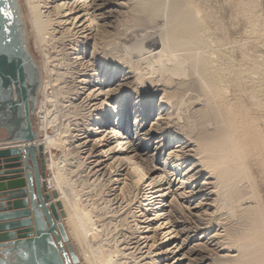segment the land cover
I'll use <instances>...</instances> for the list:
<instances>
[{"label": "bare ground", "instance_id": "1", "mask_svg": "<svg viewBox=\"0 0 264 264\" xmlns=\"http://www.w3.org/2000/svg\"><path fill=\"white\" fill-rule=\"evenodd\" d=\"M19 1H21V0H19ZM95 1L101 2L100 5L96 6L97 7L96 9H95V6L93 4ZM176 1L177 0H173L171 3L168 0H134V2H136L135 3V5H136L135 11L137 12V14H136L135 23L133 22V24L136 25V27H138V28L139 27L143 28L144 26L146 27L147 25L153 24L156 20L160 19V17H166L167 18L165 26H167L170 30L161 39L160 44L162 45V47H161V52H160L159 56L156 57L154 60L152 59V61H151L154 64V69H156V71H159V73H161L164 69L168 70L171 68H175L177 71L180 72V71H182V68H183L182 65H186L185 67L186 68L188 67L190 70V73H189L190 80L192 81V77L196 78L195 79L196 84L199 82L200 83L198 85L206 84L208 86V88L210 89V92H212L210 94H211V98H213L214 103H213V106H211L210 114H208L206 112L207 114L205 116H207L209 118H211L213 116L214 117L217 116V118H215V120H216L219 117L218 116L219 113L217 112L218 111L217 107L218 108L221 107L220 97L222 95V91H220V89H218L216 87V83H215V80L213 78V75H214L213 65H212L211 60L209 59V51H206L207 44L205 42L206 41L205 38H207V33L209 30H206L205 27H201V26H199V28L197 30H195L192 27V26H194L191 24L192 22H195V24H198V25L200 23L199 22L200 17H199L198 11L196 8L193 7V5H191V3H193L195 0H181V2L177 1V3H176ZM183 1L185 3H183ZM116 3H118V2H116ZM116 3L114 2V0H22V4H23L25 12H26V15H24L25 16L24 21H26L25 25L28 23L27 27L30 26V31L32 30L34 32V34L36 35L37 46L41 49L40 52H42V56H43V59L41 60L42 64L40 66L41 78H43V81L41 83L40 90L42 89L41 92H42V94H44V100L40 103L39 108H42V106H44L45 99H46V101L51 103V105H50L51 107L52 106L57 107L58 106L57 104H59L57 102H60V101L62 102L64 99L68 98L70 94L73 93L74 89L71 88V86L67 87L68 85L64 86V84L62 85L64 87L60 86L59 82L62 83L61 80L65 77V73H60L58 66L65 64L66 62L67 63L69 62L68 64L70 67V62H72L73 60H76L75 63H77L78 60L80 61L83 59L80 56L86 54L87 52H89L91 54V57H92V59L89 60L90 62H88V63H91V65L88 64V66H93L95 69H92V70H95L96 73L94 72V74H95L94 75V78H95L94 81L93 80L90 81V79L85 80V78H84V80L86 81V83L88 81V83L93 84L92 87L94 88V90L92 89L93 91L90 93L91 94L90 96L95 97L97 95V92L99 91L98 96H103L102 98H104V101L102 102V104L100 106H95L96 107L95 110L97 113L92 114L91 119H88L89 123L84 128L83 138L89 139L91 137H96L97 134H95L94 131L97 128L98 129L102 128L101 130H103L104 133H106V132L108 133L106 136L104 134L102 138H97V139L94 138L95 139L94 142L92 141L93 139L92 140L90 139L91 140L90 143H92L91 149H90V152H91L90 155H93L95 152H97L99 147L102 148L101 149V155L99 156L100 153H98V155L96 154L97 157H95V158H97V160H95V162L97 163V165H94V166L102 167L101 170L104 171L102 173L106 174V176H109V177L107 179L108 181L99 185V187H98L99 189L96 190L97 193L91 194L88 196L89 199H87V198L85 200L83 199V197H84V186L86 185V183H84V186L82 188L77 187L78 186L77 182H75L73 180V177H72V174L74 171L68 170V167L70 166L69 165V163H70L69 157L72 155H75L76 153L79 154L77 151H75L74 149H71V147H70V139L72 137L71 135L73 134V132H72L73 129H71L72 128L71 125H74V124H72L73 122H77L78 120H81L80 116H85L84 108H82L81 105L80 106L77 105L80 108H78L74 105L76 108L75 109L72 108L73 110L70 107L68 108V110L66 109V111H63L64 110L63 109L61 116H60V114H57V113H56V115L54 114V115L50 116V112L52 114V111H50L51 110L50 107L46 108L45 109L46 116L44 117V124L42 127H40L41 132L45 133V138L39 139V141H38L39 143H42L44 145L45 153L46 154L48 153L50 155L48 160H47L48 161L47 168L52 169L55 172V178L52 182H50L51 185H48L47 180L45 179L44 176L42 177V182L45 183L48 191H51V192L55 191L58 193V197L55 199V201L57 200V201L61 202L62 207L64 206V209L67 213V219L68 220L72 219V221H73L74 229L71 230L68 234L70 235L71 239H74V243H75L74 246L78 250L77 251L78 255L80 257H83L86 254H88L89 252L91 253L90 256H87L84 258L85 259L84 264H122L123 263V262L120 263L121 261H119V260H122L121 258L118 259L120 257L119 256L120 253H124V251L121 252L122 250H121V248H119L118 242L115 243L116 245L114 244L115 245L114 249L113 248L111 249V248H109V246L107 247L105 244H103V242H104V240L102 238L103 237V230H105L106 227H105V229L103 228V230H102V226H100V224H101V221L104 220L103 218L106 217V215H108V214H110L109 218H111V220H113L115 217L122 216V215H120V212L124 208L123 202L125 201L126 198L129 197V195L131 196V195L135 194L139 190V188L142 186L141 185L142 183L146 185V188H145L146 189V195H147L146 206L150 207L149 211H151L153 213V217L151 219L146 218V220L148 219V221H147V226L145 228L148 230L149 229L152 230L154 235H157V234H155V232L156 233L158 232L157 230L165 229L166 234L165 233L164 234L166 235V237H169L170 239L176 238L179 240L180 235L183 234L184 231L187 230V229H184L181 231H177V229H176V226L183 221V220H180V218H182V216L185 217L183 215V212H184L183 211L184 210L183 205L181 206L180 202H181V200H184L186 196L184 193L183 194L180 193L178 196L173 197L171 202H168L167 199L170 196L174 195L173 194L174 192L171 191V183H172L171 178H173V176L180 171V168L182 166H184L189 161L190 158H192V159L195 158L194 160H196L197 162L195 164L190 163V165H191L190 168H188L186 170V171H188V173L186 171L182 170V172L183 171L186 172L185 173L186 177L181 178V181H182L181 182V188H183L186 185L192 184L191 185V189H192L191 194L190 195L188 194L190 197H195L196 195H199V194L201 195V193L205 194L207 196L215 194L217 191L215 188H217V186H218L217 183H219V186H220L221 183L219 181H220V179L222 180L223 177H225L228 181H230V180L234 181L235 180L236 182H238V180L241 179L240 178L241 176L244 178L246 177L245 182L248 178V180H250V182H249L250 188L248 189V191L250 189H252V191L253 190L255 191V187L258 186V185H255L256 184L255 179L254 180L251 179V178H253V177H251V172H250L251 168L249 169L243 161V159H245L250 154V152L252 150L250 148V146L253 142L251 139L252 142H251V144H249L250 146L247 145L249 137H247L248 140H246V136H250L251 133H255V132H252V131L249 132L250 130H247L246 127H245L246 130L244 128H241L242 126L244 127L245 124L242 125V122H240L239 118H240L241 114L239 113L240 112L239 109H237L235 111L228 110L229 112L225 110L226 119H228V121H229L227 123H230V126H228L229 124L227 126H225L221 123V125L223 127H220V129H219L220 125L216 126L215 121H214L216 129H217V127H218V129L216 131L214 130V132L212 131L210 134H207L208 136L206 138L203 137V139H200V137H198V135H197L198 138H195L194 139L195 141H194L192 137L186 136L187 135L186 133H184V135H181V134H183V132H181L182 130H180V132H181L180 133L178 131L179 128L176 130V132L171 133L172 135H174V138H172L173 139L172 141H174V143H175V145L172 148H175V146H176V148H181V149L179 151H176V150L170 151V153L166 156L164 163H162L161 169L156 167V166L151 165L152 162L155 161L153 158L156 155V153H153L150 156H146L147 154L145 155V154L140 152L141 147L142 148L143 147H147V148L150 147L152 139H153V135L155 134V132H157L158 130L161 132V130L163 129L162 125L164 123L161 122L162 118H160V119H158L157 123H155L153 126H151L150 130L147 129V131L145 132V128L149 124L151 114L153 112L157 111V108H156L155 104L152 103V102H154L153 100L151 102V105L149 104L150 105L149 106L146 104V102L144 101L143 98L141 99V96L144 95L145 96L144 98H146V96H149L148 93L153 94V92H154V94L152 95V97H153V96H155V92H156V94L158 92H157V90H153V89L150 90V88H148V87H144V86H143V88L140 87L141 91L137 92L139 95L136 97V100H135L136 102L133 103V98H131V96L129 97V94H128V90H129L130 86L128 87L127 82L125 85L124 84L123 85L118 84V86L116 88L112 87L113 85L111 83L116 82L117 79L121 78L122 75L125 74V72H126L125 71L126 69H124L125 65L130 66V71L128 72V74H131L132 73L131 69L133 67V66H131V65H133L132 60H133V58H135V54L140 53L141 51H144V50L150 51V52L153 51L154 47H156L157 42L154 41L155 38L153 39V37H152V39H148V41H144V37H145L144 35L145 34H143L140 31H136L132 35L133 38L128 43L125 41V37L120 30L119 31L121 33L116 34L117 37H115L113 35L115 38L111 39V38L106 36V33H108V31L106 32V30L104 28L102 29V31L100 29H98L97 25H98V21H100V17H99V15H97L95 13L97 11H101L102 12L101 16L105 17V19H106L107 17H109L112 14V12L110 14V12L105 13L103 11L108 6H110L111 4H116ZM50 4L52 6H50ZM135 5L133 6V8L135 7ZM103 17H102V19H103ZM27 27H26V31H27ZM148 27H150V26H148ZM126 30H127V28H126ZM96 31H97L98 35L95 33V35H96L95 36L94 32H96ZM195 33H197V34L195 35ZM29 36H30V33L28 34V32H27L28 42H29ZM208 36H209V34H208ZM93 38H95L94 44L91 45V44H89V41ZM69 44H70V46L72 45L71 47L70 46L69 47L72 48L75 52H77V53H73L76 55L75 58L71 57V52L67 53L68 52L67 51V49H68L67 45H69ZM53 53H55V55H53ZM219 53L223 57H228L227 51H223V49L221 52L219 51ZM137 56L138 55H136V57ZM58 57H59V59H58ZM55 58H57V60ZM168 62L173 63V65H170L169 68L167 66ZM71 64H73V63H71ZM248 64L249 65H246L247 68H246V66H243L246 70L243 71L244 69L243 70L241 69V71L251 84L250 88L252 89L251 93H253L254 102L256 103L257 106L262 107V105L264 103V61L262 63H260L257 60L253 61V59H252V60H250V62ZM184 70H186V69H184ZM54 73H55V78L53 79L54 82L47 81L48 75H54ZM253 74L257 75V77ZM252 75L255 76L256 79ZM84 76L86 77V74ZM190 80L188 82H190ZM245 81H246V79H245ZM140 83L142 84V82H140ZM148 84H150V83H148ZM179 84L182 87V85L184 83L183 84L179 83ZM185 84H186V81H185ZM240 84H241V82H240ZM49 85H51V89H53V90H51L52 93L50 95L47 94V92H46L47 87ZM86 85H89V84H86ZM191 85H190V87H191ZM107 86H108V89L106 88ZM135 86H136V84H135ZM157 86H158V84H157ZM199 88H201V87L199 86ZM122 89H126V90L122 91ZM181 92H182V90H181ZM164 94H163V96H164ZM115 96L121 97L120 101L116 105L112 104L110 102V100H112ZM162 98H164V99H161L162 100L161 102L163 104L159 107V110L162 111V113H164L167 109L164 108V110H163V106L165 104H167L168 102L171 103L172 101H176L177 98H176V96L168 95V94ZM203 98H202V100H203ZM210 101H212V100H210ZM124 104L128 105V107L130 105L129 108H130V110H132V111H130V115L134 114V122L132 123V125H131V123L129 125L128 121L125 122V120L123 118V116H124L123 110H125V108H123ZM82 106L84 107L85 105H82ZM86 106H85V108H86ZM140 107H142V108H140ZM89 109H90V107H89ZM95 110H94V112H95ZM209 110H210V108H209ZM115 113L117 114V116H116L117 118H115ZM39 114H40V112H39ZM86 114H87V111H86ZM167 115L170 116L168 119L172 118L170 112H168ZM73 118H75V120H73ZM64 120H66V121H64ZM220 120L221 119H218L219 122H221ZM62 121L64 123L61 126L62 123L60 124V122H62ZM170 121H171V119H170ZM211 121H213V119ZM218 121H216V123ZM219 122H218V124H219ZM167 123L169 124V121ZM214 124H212V126ZM78 126H79L78 123H75V127H78ZM167 127H169V126L167 125ZM167 127H165V128L167 129ZM50 128L54 129V133L51 135L49 134ZM211 129H212V127H211ZM242 129H244L245 131H248L250 133V135L249 134L247 135L245 133V131H243ZM81 130H83V129L80 128V129L76 130V132L77 131L79 132ZM125 130H126V132H125ZM253 131H255V130H253ZM127 132L132 133V134L134 132V136L126 137V135L128 134ZM180 135L184 136V137L182 138V137H180ZM148 137H150V138H148ZM251 137H253V136H251ZM138 138H141V139H140V142L138 144H136V141ZM163 139L161 142H163ZM259 139L260 138H257L255 140L258 141ZM110 140H112V141L116 140V142H118V146L110 147L108 150H105V144L107 142H110ZM255 140H254V142H255ZM24 144H25L24 142H20V143L19 142H17V143L0 142V148H6L8 146H10V147L11 146L12 147H14V146L24 147ZM170 144L165 143L163 145L168 146ZM192 144H196L197 148L196 149L191 148V149L187 150L190 146H192ZM83 145H85V143H83L82 146ZM253 145H254V143L251 146L252 148H253ZM161 146H162V144H161ZM156 149H158V148H156ZM255 149L256 148H254L253 150L255 151ZM54 150H60L62 152V156L59 158L54 157ZM109 151L113 153V156L111 158L115 159L116 162L111 163V164L108 163L104 166L106 161L101 160V157H105V156L108 157ZM254 151H252L251 154ZM257 151L260 152L259 149ZM263 152H264V150H263ZM251 154H250V156H251ZM92 157H94V156H92ZM243 157H245V158H243ZM175 158H176V161H178L177 162L178 164H176V162L174 161ZM183 158L184 159L187 158V160L183 161L184 160ZM261 158H263V157H261ZM251 160H250V162H251ZM179 161H182V162L179 163ZM127 163H129L132 166V169H133L132 171L131 170L127 171V168L123 169V166H125ZM77 165H78L77 168L81 167L82 161L79 160V163ZM167 165H168V167L171 168L170 170H175L176 172L171 173L168 168L166 169ZM140 167H142V169H140ZM253 170H255V169H253ZM158 171H161L163 174L162 173H161L162 175L158 174L157 177H153V178L148 177L145 180V178L148 175L153 174V173L158 172ZM123 172H124L123 175H118V174L123 173ZM207 172L209 173L207 180L204 179L200 183V185L197 184V186L194 187L199 176H201V175L204 176V174ZM114 173H115V175H113ZM120 176L124 177L123 181H122L123 186L121 185L120 179L118 178ZM114 177H116V178L114 179ZM225 178L223 179L224 181H226ZM213 179H216L218 182L213 181ZM209 180H212V182H210ZM233 181L230 183L232 184ZM235 183H233L234 185L232 187L238 186L240 184L239 183V184L235 185ZM242 184H244V182H242ZM242 184H240V185H242ZM240 185H239V188H240ZM243 187H245V186H243ZM247 188H245V189H247ZM235 189H236V191H234L235 193L233 192L234 194L237 193L238 188H235ZM220 190H221V188H220ZM220 190H218V192H220ZM108 191L110 193H112V195L115 196V198L113 197L114 199H107L106 198L105 193ZM241 191H243V188L241 190L240 189L238 190V193L239 192L240 193H239V195H237V196H239L236 198L237 200H238V198L244 196L243 192H241ZM252 191L249 192V193H251V195H252ZM136 194H138V193H136ZM244 194H248V193H244ZM253 195L256 196V193L255 194L253 193ZM98 196H99V199H95V197H98ZM100 196H101V198H100ZM109 196H110V194H109ZM255 196L253 198H255ZM260 196H262V195H260ZM246 197H249V196L247 195ZM103 198L105 199V202H103V204L105 206L100 208L99 202L101 200H104ZM129 198H131V197H129ZM115 199L116 200L118 199V202L121 203L120 207H119L120 209L119 210L113 209L111 211L112 205H113L112 203ZM204 199L207 200L208 198H204ZM251 199H250V201H251ZM255 199H257V198H255ZM255 199H253L254 203L255 202L259 203L257 201L259 199L261 200V198H259V197H258L257 201ZM132 201H133V199H132ZM132 201L130 199H128V202L131 203ZM125 202H124V204H126ZM142 202L145 203V200ZM260 203L256 204V205L260 206ZM241 204H243V202ZM251 204H252V202H251ZM236 205L238 207V204H236ZM248 205L247 206L245 205V207L250 208L249 207L250 205L249 206ZM254 205L255 204L252 205L253 208H254ZM126 206H128V205H126ZM165 207L166 208L172 207V211H169V212L165 211L166 210ZM197 207L198 206H196V208ZM256 207H258V206H256ZM114 208H116V207H114ZM248 208H246V209H248ZM259 208H261V207H259ZM251 209L252 208H250V210ZM262 209H264L263 206H262ZM262 209H261V212H264V211H262ZM141 210H144V209H141ZM186 210H188V209H186ZM240 210H241V208H240ZM247 211H249V210H247ZM247 211H246V213H247ZM258 211H257V214L256 213L255 214L259 216V214H261L260 209ZM251 212H254V210H252ZM144 213H145V211H144ZM147 215L148 214L146 212L145 216L148 217ZM262 215H261V218L258 217L257 219L251 218V216L249 217V218L253 219V223L251 220H250L251 221L250 223L254 224V225H252L249 223L250 226L251 225L253 226V229L250 228V229H252L251 233L246 231L249 234L248 235L249 238H247L248 236L245 235L246 233L245 234L243 233L244 235H242L245 240L242 239L243 237L241 235H239L242 237V238L238 237L239 241L241 238V243H240L239 241L237 242L238 238L236 239V237H234L236 239L237 244L238 243L243 244L242 240H244V244H245L246 240L250 241V242L247 241V243L248 242H249V244L251 243L250 247L251 246L252 247L249 248L248 247L249 244L247 245V243H246L247 246L246 245L245 246L247 248L246 249L247 251L243 250L245 248H243L241 246L239 249L238 245H240V244L234 245V243H233L230 245V243H231L230 239H229L230 243H229V241H228V243L225 241H224L225 243H223V245L225 246V248L224 247L223 248L227 249V251L235 250L233 245L235 247L238 246L237 248H238L240 255L242 254L241 256H244V259L242 258V260H241L243 263L240 261V264H264V216L262 217ZM187 219H189V220H187V222L188 221L190 222L191 219H195V215L193 216V214H192V218L188 217ZM115 220H116V218H115ZM154 220L159 222V225L157 227H153L154 225L152 222ZM126 221H127V218H125V219L123 218L120 220V222H122V225L125 224ZM136 221H138V220H136ZM106 224H108V223L106 222ZM69 225H71V223ZM138 225H139V223H137V224L135 223L134 226L133 225L130 226L131 230L133 228L135 229V230L133 229L134 232L136 230H138V229H136V228L140 227ZM168 225H170V226L167 227ZM116 227H117V224H116ZM141 228L142 227H140V230H141ZM198 228H200V227H198ZM250 229L248 228V230H250ZM105 231H104V233H105ZM112 232H115V231L113 230ZM141 232H139V233L142 235ZM106 233L108 234V232H106ZM108 237L109 236L107 235V238ZM143 237L146 239L145 236H143ZM157 237L158 236L152 237L153 239H151V240H153V242H152V245L149 248V250H151L153 248V246H155V243L157 241L155 239ZM214 237H216V236H214ZM133 238H134V236L132 237V239ZM135 239H136V237H135ZM138 239L140 240V237ZM235 239H233L232 241H234ZM105 240H106V238H105ZM192 240H193L192 236L188 237L187 239H184L183 242L176 244L173 249H169V250L173 251V252H177L180 249L182 251V250H184L183 249L184 246L189 244V242ZM107 241H108V239H107ZM132 241H135V240H132ZM221 245H222V243H221ZM99 246H100V248H97ZM143 248H145V247H143ZM196 248L198 249V247H196ZM197 249L194 250V252L198 251ZM135 250H137V249H135ZM133 252H135V251H133ZM161 252L164 253V251H161ZM244 252H245V254H244ZM135 253H137V251ZM192 253H193V251H192ZM124 255H126V254L124 253ZM158 255H160V253H158ZM245 255H247V256H245ZM132 256H134V254ZM206 259H208V257L204 255L202 258H199V261H197V264L201 263L202 261H205ZM150 260H151V262H149V264H155L156 263V259L152 258Z\"/></svg>", "mask_w": 264, "mask_h": 264}, {"label": "rangeland", "instance_id": "2", "mask_svg": "<svg viewBox=\"0 0 264 264\" xmlns=\"http://www.w3.org/2000/svg\"><path fill=\"white\" fill-rule=\"evenodd\" d=\"M168 1L172 3L173 0H168ZM177 1L181 2V0H177ZM177 1H176V3H177ZM114 2L115 3L118 2L119 4L118 3L111 4L110 6H108L103 11L105 13L110 12V14L112 12V14L111 15L109 14L110 16L107 17L106 19H105V17L101 16V13H102L101 11H97L95 13V14L99 15V17H100V21H98V25H97L98 29H100L102 31V29L104 28L106 30V32L108 31V33L105 32L106 36L111 38V39H114L115 37H117L116 34H119L122 32L124 37H125V41L128 43L131 41V39L133 38L132 35L136 31H140L143 34H145L144 35L145 36L144 41H148V39H152V37H153V39L155 38L154 41L157 42L156 47H154L153 51L150 52V51L144 50V51H141L140 53L135 54V58H133V60H132L133 65H131V66H133V67L131 69V71H132L131 74H128V72L130 71V66L125 65L124 66V69H126L125 74H123L121 78L117 79L116 82L111 83L113 85L112 87L116 88L118 86V84H120V85L124 84L125 85L127 82L128 87L130 86L129 90L127 89L128 94H129V97L131 96V98H133V103L136 102L135 101L136 97L139 95L137 92H140L141 88H143V86L150 88V90H152V89L157 90V92H158L157 94L155 92V96H153V97H152V95L154 94V92H153V94L148 93V95L150 97L146 96V98H144L145 97L144 95L141 96V99L143 98L147 105H149V104L151 105V102L153 100L154 102H152V103L155 104V106L157 108V111H155L151 114V118L149 120L148 126L145 128V132L147 131V129L150 130L151 126H153L155 123H157L158 119H160V118H162V120H163V121L161 120V122L164 123L162 125L163 129L161 130V132L159 130L157 132H155V134L153 135V139H152L150 147H148V148L147 147H143V148L141 147L140 152L145 154V155L147 154L146 156H150L153 153H156V155L153 158L155 161L152 162L151 165L156 166V167L161 169L162 163H164L166 156L170 153V151H172V150L179 151L181 149V148H176V146H175V148H172L175 145V143H174V141H172L173 140L172 138H174V135H172L171 133L176 132V130L179 128L178 131L180 132V130H182L181 132H183V134H181V135H184V133H186L187 135L186 134L185 135L192 137L193 140L195 138H198V137H200V139H203V137L206 138L208 136L207 134H210L212 131L214 132V130L216 131L218 129V127L216 129L215 124H216V126L220 125L219 129H220V127H223L221 125V123L225 126H227L228 124H229L228 126H230V123H227L229 121H228V119H226L225 110L226 111H228V110L235 111V110L239 109V111H240L239 113L241 114L240 118H239L240 122H242V125L245 124L244 127L242 126L241 128L245 129V127H246L247 130H250L249 132H251V131L255 132V133H251V135H250V133L248 131H245L246 129L245 130L242 129L243 131H245V133L247 135L248 134L250 135V136H246V140H248L247 137H249L247 145L251 144V142L253 141L252 142V144L254 143L253 148L251 147L252 144H251V146L249 145L250 148L252 149V150L250 149L251 152L254 151L253 150L254 148H256L257 150L258 149L260 150V152H259L255 149V151L252 154L250 152L251 156L249 154L246 158L243 157V158H245V159H243L245 165H247V167L249 169L251 168L250 169L251 177H253L251 179L252 180L255 179V181H256L255 185H258L259 187L256 186L255 191L254 190L252 191V189H250L248 191V189L250 188V185H249L250 180H248V178H247L248 181L246 180V182H245L246 177L244 178L241 176L240 177L241 179H239L240 181L238 180V182H236L234 180L236 182L235 183L233 180L228 181L225 177H223V179L225 178L226 181H224L223 179L222 180L220 179L219 182L221 184L219 186V183H217L218 186H217V188H215L217 190L215 194L207 196V195L201 193V195L199 194V195H196L195 197H190L189 195L191 194V190H192L191 185L192 184L186 185L183 188H181V182H182L181 178L186 177L185 173L186 172L188 173V171H186V170L188 168H190V166H191L190 163L195 164L197 162L196 160H194L195 158H193V159L190 158L189 161L184 166H182L180 168L181 172L179 171L177 174H175L173 176V178H171V182L173 183V184L171 183V191H173L174 192L173 194L174 195L176 194V195L170 196L167 199L168 202H171L173 197L178 196L180 193L181 194L184 193L186 196L185 199L181 200V202H180L181 206L183 205V209H184L183 215L185 217L182 216V218H180V220H183V221L176 226V229H177V231H181L184 229H187V230L184 231V233L180 235L179 240L176 238L170 239L169 237H166V235H165L166 230L165 229L157 230L158 232L157 233L155 232V234H157V235H154L152 230H150V229L148 230L145 228L147 226L148 219H151L153 217V213L151 211H149L150 207L146 206V204H147V201H146L147 195H146V189H145L146 185L142 183L141 184L142 186L138 190L139 192L138 191L136 192L138 194L135 193L131 196L129 195V197H131V198L133 197L132 198L133 201L131 198L128 197L125 199L126 202L124 201L126 204H124V202H123L124 208L120 212V215H122V216L117 215L118 217H115L116 220H115V218L113 220H111V218H109L110 214H108V215H106V217L103 218L104 220L101 221L100 226H102V230H103V228L105 229V227H106V229H105L106 231L103 230V237H102L104 240L103 244H105L107 247L109 246V248H111V249L112 248L114 249L115 245H116L115 243L118 242V244H119L118 246L122 250L121 252L124 251V253L126 254V255H124V253H120V255H119L120 257L118 259H120V258L122 259V260H119V261H121L120 263L123 262L122 264H149V262H151L150 259H152V258L156 259L155 264H194V263L197 264V261H199V258H202L204 255L207 256L208 259H206L205 261H202L201 263H198V264H238V263L240 264V261L242 260V258L244 259V256H241L242 254L240 255L237 247L239 246V249H240V246H241V247L245 248L243 250H246L247 249L246 246L250 242L249 240H246L245 244H244L245 239L242 235H244L246 233L245 235L248 236L249 234L247 232H250V233L252 232V229H253L252 225H254V224H252L253 219H251V218H254V219H257L258 217L261 218V215L264 213V212H261L262 206L264 208V152H263V150H264V107H263L264 103H263L262 107L256 105V103L254 102V99H253V93H251L252 92V89L250 88L251 84L241 71V69L242 70L244 69L243 71L246 70L243 66L249 65L248 63L252 59H253V61L257 60L260 63H262L264 61V0H195L193 3H191V5H193V7L197 9L199 17H200L199 25L195 24V22H192L191 24L194 25L192 27L195 30H197L199 28V26H201V27H205L206 30L210 31V32L208 31L207 38H205V40H206L205 42L207 44L206 51H209V59L211 60L212 65H213V69H214L213 70V73H214L213 78L215 80L216 87L218 89H220V91H222V95L220 97L221 107L220 108L217 107V109H218L217 112L219 113V114L217 113L219 116L218 119H221L220 120L221 122H219L218 119L215 120V118H217V116L211 117L213 119V121H211L212 120L211 118L205 116L207 113L210 114L211 106H213V103H214L213 98H211V94H210L212 92H210V89L208 88V86L206 84L198 85L200 82L196 84V82H195L196 78L192 77V81L190 80V77H189L190 70L188 67L187 68L185 67L186 65H182L183 68H182V71H180V72L177 71L175 68H171L168 70L164 69L161 73H159V71H156V69H154V64L151 61H152V59L154 60L156 57L159 56V54L161 52V47H162V45L160 44L161 39L170 30L167 26H165L167 18L166 17H160V19L156 20L153 24L147 25L146 27L144 26L145 28L144 27L138 28V27H136V25L133 24V22L135 23L136 14H137V12L135 11V9H136L135 3L136 2H134V0H119V1L114 0ZM183 3H185V2L183 1ZM20 4L22 7L23 16H24V15H26V12H25L24 6L22 4V0L20 1ZM51 4H50V6H52ZM93 4H94L95 9H96L97 8L96 6L100 5L101 2L95 1ZM134 5H135V7L133 8ZM102 17H103V19H102ZM24 20H25V16H24ZM25 23H26V21H25ZM27 25H28V23L26 24V27H27ZM148 26H150V27H148ZM126 28H127V30H126ZM27 32H28V34L30 33V36H31V37L29 36V47H30L32 53L34 54L35 58L39 62V65L41 66V64H42L41 60L43 59V56H42V52H40L41 49L37 46L36 35L34 34V32L32 30L30 31V26L27 27ZM95 33L97 34V31L94 32V35H95ZM196 34L197 33H195V35ZM208 34L210 37L208 36ZM94 39L95 38L91 39L89 41V44H91V45L94 44ZM67 46H68L67 47L68 48L67 53L71 52V57L75 58L76 55L73 53H77V52H75L72 48H70L72 45L70 46V44H69ZM222 49H223V51H227L228 57H223L219 53V51L221 52ZM53 55H55V53H53ZM136 55H138V56L136 57ZM80 57H82L83 59L80 61L78 60L77 63H75L76 60H73L72 62H70V67L68 64L69 62L68 63L66 62L65 64L58 66L59 72L65 73V77L61 80L62 83L59 82L60 86H62L63 84H64V86L68 85L67 87L71 86V88L74 89L73 93L70 94L69 97L64 99L62 102L61 101L57 102V103H59V104H57L58 105L57 107H54V106L51 107L50 106L51 103H49L45 99L44 106H42V108H39L40 103L44 100V94H42V92H41L42 89H41L40 93H39V100H38L37 108H36V111L34 114V124H35V127L39 133V139H44L45 133L41 132L40 127H42L44 124V117L46 116V112H45L46 108L50 107V109H51L50 111H52V114L50 112V116H52L54 114L56 115V113L60 114V116H61V113L63 111H66V109L68 110L69 107L71 109L72 108L75 109L76 107L81 105V107L84 108V113H85L86 117L80 116L81 120H78L77 122H73L72 124H74V125H71V127H72L71 129H73L72 130L73 134L71 135L72 137L70 139V147H71V149H74L75 151H77L79 154L76 153L75 155H72L69 157L70 158V163H69L70 166L68 167V170L74 171L72 174V177H73V180L75 182H77V185H78L77 187L82 188L84 186V183H86V185L84 186V197H83V199L85 200L86 198L89 199L88 198L89 195L97 193L96 190L99 189L98 187L100 184H103L106 181H108L107 179L109 176H106V174L102 173V172H104L101 170L102 167L94 166V165H97V163L95 162V160H97V158H95V157H97L98 153H100L99 156L101 155V149L102 148L99 147L98 148L99 152L97 151L93 155H90V153H91L90 149H91V144H92V143H90L91 140L93 139L92 141L94 142L95 139L102 138L104 134L106 136L108 133L107 132L104 133L103 130H101L102 128L101 129L97 128L94 131L95 134H97L96 137H91L89 139L83 138L84 128L89 123L88 119H91L92 114L97 113L95 110L96 109L95 106H100L102 104V102L104 101V98H102L103 96H98L99 91L97 92V95L95 97L90 96L91 95L90 93L94 90V88L92 87L93 84L88 83V81L86 83L85 80L90 79V81H92V80L94 81L95 80L94 72L96 73V71L92 70V69H95L93 66H88V64L91 65V63H88V62H90L89 60L92 59L91 54L89 52H87L86 54H84ZM55 59L57 60V58H55ZM58 59H59V57H58ZM71 63H73V64H71ZM170 65H173V63L168 62V65H167L168 68ZM246 68H247V66H246ZM184 69H186V70H184ZM85 74H86V77L84 76ZM253 75H255V74H253ZM255 76L257 77V75H255ZM255 76H253V77L256 79ZM54 78H55V73H54V75H48L47 81L54 82V80H53ZM84 78H85V80H84ZM188 79L190 80L191 83L188 82L189 81ZM245 79H246V81H245ZM42 81H43V78H42ZM185 81H186V84H185ZM140 82H142V84ZM240 82H241V84H240ZM148 83H150V84H148ZM179 83L183 84L182 87ZM86 84H89V85H86ZM135 84H136V86H135ZM157 84H158V86H157ZM190 85H191V87H190ZM202 85L203 86L205 85V86L203 87ZM64 86H62V87H64ZM199 86L201 88H199ZM106 88L108 89V86ZM51 90H53V89H51V85H49L47 87V91H46L47 94L50 95L52 93ZM125 90L126 89H122V91H125ZM181 90L183 93L181 92ZM163 94H164V96H163ZM167 94L176 96L177 99H176V101H172L171 103L168 102L167 104H165L163 106V110H164V108L167 110L164 113H162V111L159 110V107L163 104L161 102L162 101L161 99H164L162 97H165ZM202 98H203V100H202ZM120 99H121L120 96L119 97L115 96L112 100H110V102L112 104L116 105L120 101ZM210 100H212V101H210ZM82 105H85V106L87 105L88 107L86 106V108H85V106L83 107ZM89 107H90V109H89ZM129 107H130V105H129ZM129 107H128V105L124 104L123 108H125V110H123V114H124L123 118H124L125 122L128 121L129 125H130V123L132 125V123L134 122V114L130 115V111H132V110H130ZM78 108H80V107H78ZM140 108H142V107H140ZM209 108H210V110H209ZM94 110H95V112H94ZM86 111H87L88 115L86 114ZM39 112H40V114H39ZM168 112L171 113V116H172V118H170L171 121H170V119H168L170 117L167 115ZM116 116H117V114L115 113V118H117ZM73 120H75V118H73ZM64 121H66V120H64ZM168 121H169V124L167 123ZM214 121H215V124H214ZM216 121H218L219 124H218V122L216 123ZM63 123H64L63 121L60 122L61 126L63 125ZM75 123H78L79 126L75 127ZM212 124H214V125L212 126ZM167 125L170 128L167 127ZM165 127H167L168 130ZM211 127H212V129L214 127L215 128L212 130ZM77 128L78 129L81 128L83 130L76 132V130H78ZM253 130H255V131H253ZM125 132H126V130H125ZM53 133H54V129L50 128L49 134L51 135ZM181 135H180V137L183 138L184 136H181ZM197 135H198V137H197ZM5 136H6V132H5ZM130 136L131 137L134 136V132H133V134L128 133L126 135V137H130ZM251 136H253V137H251ZM256 137L260 138V139L257 141V140H255V139H257ZM148 138H150V137H148ZM140 139L141 138L137 139L136 144H138L140 142ZM162 139H163V142H161ZM251 139H252V141H251ZM254 140H255V142H254ZM0 142H1V140H0ZM83 143H85V145L82 146ZM165 143H169V144L171 143V144L168 146H165V145H163ZM161 144H162V146H161ZM115 146H118V142H116V140H113V141L110 140V142H107L105 144V150H108L110 147H115ZM156 148H158V149H156ZM191 148L196 149L197 148L196 144H192V146H190L187 150H189ZM108 155H109L108 157H106V156L101 157V160L106 161L104 166L108 163L111 164V163L116 162L115 159L111 158L113 156L112 152L109 151ZM49 156L50 155L48 153L47 154L45 153V161L48 160ZM61 156H62V152L60 150H54V157L59 158ZM92 156H94V157H92ZM261 157H263V158H261ZM79 160L82 161V166L77 168L78 167L77 164L79 163ZM186 160H187V158H185L183 161H186ZM250 160L252 163L250 162ZM174 161L176 162V164H178L177 163L178 161H176V158L174 159ZM181 162L182 161H179V163H181ZM47 165H48V161L45 162V166H46V168L44 170L45 179L47 180L48 185H51L50 182H52L54 180L55 172L52 169H48ZM125 168H127V171L133 170L132 166L129 163H127L125 166H123V169H125ZM167 168L169 170L171 169L170 167H168V165L166 166V169ZM140 169H142V167H140ZM253 169H255V170H253ZM182 170H184L186 172H184V171L182 172ZM170 172L173 173L176 171L170 170ZM161 173H162L161 171H158V172H155L153 174H150L145 178V180L148 177L149 178L150 177L151 178L157 177L158 174L162 175L163 173L162 174ZM123 174H124V172L120 173L118 175H123ZM113 175H115V173ZM208 176H209L208 172L205 173L204 176L203 175L199 176L194 187H196L197 184L200 185V183L204 179L207 180ZM115 178L116 177H114V179ZM118 178L120 179V183L123 186L122 181H123L124 177L120 176ZM209 181L212 182V180H209ZM213 181H217V180L213 179ZM232 181H233V183H235V185H237L239 183L242 184V182H244V184H242V185L239 184L240 188H239V185L232 187L234 185L233 183L232 184L230 183ZM243 186H245V187H243ZM219 187L221 188V190ZM233 188L234 189L238 188V190L239 189L241 190L243 188V191H241V192H243L244 196H242V195L241 196L244 199L242 197H240L241 199L238 198V200H237L236 198L239 197L237 195H239L240 192L238 193V190H237V193L234 194L235 193L234 191H236V189L234 190ZM245 188H247V189H245ZM218 190H220V192H218ZM250 191H252V195H251V193H249ZM49 192H51V191H49ZM108 192H106L107 194L105 193L106 198L107 199H114L115 196L112 195V193H110V192L108 193ZM244 193H248V194H244ZM253 193L254 194L256 193V196L253 195ZM109 194H110V196H109ZM247 195L249 197H246ZM260 195H262V196H260ZM101 196H100V198H101ZM254 196L257 199H258V197L261 198L262 201L260 199H259L260 201L259 200L257 201V199L253 198ZM57 197H58V193H57L56 198ZM56 198H53V199L55 200ZM204 198H208V199L205 200ZM95 199H99V196L95 197ZM128 199H130L132 202L131 203L128 202ZM250 199H251V201H250ZM253 199H255L259 203L260 202L261 203L263 202V203L262 204L260 203V206L256 205L259 203H256V202L254 203ZM144 200H145V203L142 202ZM241 201L243 202V204H241L242 203ZM103 202H105V199L101 200L99 202L100 208L105 206L103 204ZM251 202H252V204H251ZM112 204L113 205H112L111 211L113 209H117V210L120 209L119 207H120L121 203L118 202V199L117 200L115 199ZM236 204H238V207ZM248 204L249 205L251 204V205L249 206ZM253 204H255L254 208L252 206ZM126 205H128V206H126ZM245 205L246 206L248 205L252 209L250 210V208L245 207ZM196 206H198V207L196 208ZM256 206H258V207H256ZM114 207H116V208H114ZM259 207H261V208H259ZM185 208L188 210H186ZM240 208H241V210H240ZM246 208H248V209H246ZM258 208L260 209V213H261V214L258 213L259 216L256 215L257 211L259 210ZM141 209H144V210H141ZM165 209H166L165 211H167V212L172 211V207H169V208L165 207ZM247 210H249V211H247ZM252 210H254V212H251ZM62 211H63V214H62ZM144 211H145V213L147 212L148 217L145 216ZM246 211H247V213H246ZM262 211H264V209H262ZM58 212L60 214V223L63 225L64 230L67 234V238H68L67 244L69 245L70 252L77 258V261H78L75 264H84V262H85L84 258L87 256H90L91 253L89 252L88 254H86L83 257H80L78 255V252H77L78 250L74 246V244H75L74 239H71L70 235L68 234L71 230L74 229L73 221H72V219H69V220L67 219V213L64 209V206L61 209H58ZM192 214H193V216L195 215V219H191L190 222L189 221L187 222V220L190 219V218L189 219H187V218L188 217L192 218ZM250 216H251V218H249ZM263 216H264V214L262 215V217ZM123 218L124 219L127 218L126 223L123 224L124 226L122 225V222H120V220ZM146 218H148V219L146 220ZM136 220H138V221H136ZM250 220L252 221V223H250L251 222ZM106 222L108 224H106ZM70 223H71V225H69ZM115 223L117 224V227H116ZM135 223L136 224L139 223L138 226L142 227L141 230H140V227L136 228L138 230H136L135 232H134V230H135L134 228H133L134 230L133 229L131 230L130 226H132V225L134 226ZM152 223L154 225V226L152 225L153 227H157L159 225V222H157L156 220H154ZM249 223L252 225L250 226ZM169 226L170 225H168L167 227H169ZM197 226L200 228H198ZM247 227L249 229L250 228H252V229L248 230ZM113 230L116 233L112 232ZM104 231H105V233L108 232V234L107 233L105 234ZM138 231L139 232L142 231L141 232L142 235ZM107 235L109 236L108 238H107ZM152 235L158 236V237L155 239V240H157L155 243V246H153V248L151 250H149V248L151 247L152 242H153V240H151V239H153ZM239 235H241L243 238ZM133 236H134V238L132 239ZM143 236H145L146 239ZM191 236L193 237V240L190 241L189 244L184 246V248H183L184 250L181 251L179 249L177 252H173V251L169 250V249H173L176 244L183 242L184 239H187L188 237H191ZM214 236H216V237H214ZM135 237H136V239H135ZM139 237H140V240L138 239ZM234 237H236V239L238 237H241L242 239H244V240H242L243 241L242 243L244 245L240 244L241 238H240V241H239V238L237 240V242L238 241L240 242V243H238L240 245H238L236 242V239ZM105 238H106V240H105ZM247 238H249V236ZM107 239H108V241H107ZM229 239L231 240V243H230ZM233 239H235V240L232 241ZM132 240H135V241H132ZM224 241L227 243L229 241L230 245L234 243V245H238V246L235 247L233 245L235 250L227 251V249H224L225 248V246L223 245V243H225ZM247 241H249V242L247 243ZM221 243H222V245H221ZM246 243H247V245H246ZM250 244L248 245L249 248L252 247V246L250 247ZM195 246L198 247V249ZM143 247H145V248H143ZM97 248H100V246ZM135 249H137V250H135ZM193 249L194 250L197 249L199 252L198 251L194 252ZM133 251H135V252L137 251V253H135ZM161 251H164V253H162ZM192 251H193V253H192ZM158 253H160V255H158ZM131 254L132 255L134 254L135 257L132 256ZM244 254H245V252H244ZM245 256H247V255H245Z\"/></svg>", "mask_w": 264, "mask_h": 264}, {"label": "water", "instance_id": "3", "mask_svg": "<svg viewBox=\"0 0 264 264\" xmlns=\"http://www.w3.org/2000/svg\"><path fill=\"white\" fill-rule=\"evenodd\" d=\"M0 264H75L45 177V148L34 124L42 83L19 0H0ZM38 143V144H37ZM63 214V211H62Z\"/></svg>", "mask_w": 264, "mask_h": 264}, {"label": "snow or ice", "instance_id": "4", "mask_svg": "<svg viewBox=\"0 0 264 264\" xmlns=\"http://www.w3.org/2000/svg\"><path fill=\"white\" fill-rule=\"evenodd\" d=\"M0 11H3V14L7 17H10L12 15V13L6 9H0Z\"/></svg>", "mask_w": 264, "mask_h": 264}, {"label": "crops", "instance_id": "5", "mask_svg": "<svg viewBox=\"0 0 264 264\" xmlns=\"http://www.w3.org/2000/svg\"><path fill=\"white\" fill-rule=\"evenodd\" d=\"M5 137V131H1L0 132V140H2V138H4Z\"/></svg>", "mask_w": 264, "mask_h": 264}]
</instances>
